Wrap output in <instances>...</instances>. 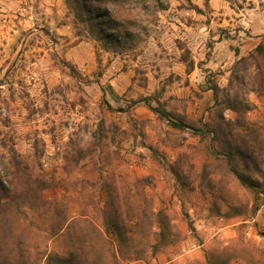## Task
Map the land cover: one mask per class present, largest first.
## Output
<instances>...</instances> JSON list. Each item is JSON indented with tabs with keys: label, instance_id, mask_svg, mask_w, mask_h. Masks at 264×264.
Returning <instances> with one entry per match:
<instances>
[{
	"label": "rangeland",
	"instance_id": "obj_1",
	"mask_svg": "<svg viewBox=\"0 0 264 264\" xmlns=\"http://www.w3.org/2000/svg\"><path fill=\"white\" fill-rule=\"evenodd\" d=\"M163 1L123 8L103 28L71 0H0V153L15 148L45 179L46 199L99 224L100 173L151 177L162 224L138 234L142 258L120 253L118 264H264L262 174L248 171L258 192L244 185L195 131L219 121L207 78L226 86L234 61L263 39L264 0ZM248 99L243 119L264 131V97ZM21 206L19 224L45 235L49 205Z\"/></svg>",
	"mask_w": 264,
	"mask_h": 264
},
{
	"label": "trees",
	"instance_id": "obj_2",
	"mask_svg": "<svg viewBox=\"0 0 264 264\" xmlns=\"http://www.w3.org/2000/svg\"><path fill=\"white\" fill-rule=\"evenodd\" d=\"M71 6L81 16L87 14L94 25L100 24L104 18H112L123 8L165 9L168 3L163 0H71ZM100 25L110 28L106 22ZM235 52L239 56V51ZM183 56L188 69L193 70L195 61L189 52ZM68 67L75 72L73 66ZM207 83L213 93L219 121L215 125L207 122L195 131L210 135L218 143V149L213 144V151L225 158L230 172L244 185L258 192L261 182L251 177L248 171L262 174L264 191V131L247 125L243 119L245 111L250 108L248 95L255 93L264 97V35L252 51L234 61L226 86H220L211 77L207 78ZM147 100L159 116L179 128L185 126L183 121H174L167 111ZM227 109L237 110L239 117L227 119L224 115ZM99 178L104 193L103 205L98 207L100 224L86 214L72 216L59 201L46 199L43 196L45 179L31 171L15 148L0 153V264H118L120 253L142 258L145 247L141 237H147L153 224H162L163 220L162 211H155L153 197L147 189L152 183L151 177L128 178L110 172L107 176L100 173ZM22 203L49 205L51 215L44 221L42 229L45 235L39 233V228L19 224L17 219ZM164 228H161L163 237ZM51 239L52 246L49 245Z\"/></svg>",
	"mask_w": 264,
	"mask_h": 264
}]
</instances>
